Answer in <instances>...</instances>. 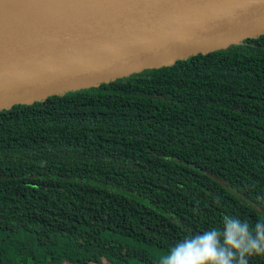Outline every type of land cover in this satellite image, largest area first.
I'll use <instances>...</instances> for the list:
<instances>
[{
	"label": "trees",
	"instance_id": "16d2710c",
	"mask_svg": "<svg viewBox=\"0 0 264 264\" xmlns=\"http://www.w3.org/2000/svg\"><path fill=\"white\" fill-rule=\"evenodd\" d=\"M225 215L264 219V35L0 111V264H157Z\"/></svg>",
	"mask_w": 264,
	"mask_h": 264
},
{
	"label": "water",
	"instance_id": "95a60500",
	"mask_svg": "<svg viewBox=\"0 0 264 264\" xmlns=\"http://www.w3.org/2000/svg\"><path fill=\"white\" fill-rule=\"evenodd\" d=\"M261 35L264 0H53L0 30V111Z\"/></svg>",
	"mask_w": 264,
	"mask_h": 264
},
{
	"label": "clouds",
	"instance_id": "9594fccd",
	"mask_svg": "<svg viewBox=\"0 0 264 264\" xmlns=\"http://www.w3.org/2000/svg\"><path fill=\"white\" fill-rule=\"evenodd\" d=\"M253 256H264V219L251 226L225 215L218 227L185 236L157 264H248Z\"/></svg>",
	"mask_w": 264,
	"mask_h": 264
},
{
	"label": "bare ground",
	"instance_id": "6f19581e",
	"mask_svg": "<svg viewBox=\"0 0 264 264\" xmlns=\"http://www.w3.org/2000/svg\"><path fill=\"white\" fill-rule=\"evenodd\" d=\"M53 0H0V30L37 20Z\"/></svg>",
	"mask_w": 264,
	"mask_h": 264
},
{
	"label": "rangeland",
	"instance_id": "374dc122",
	"mask_svg": "<svg viewBox=\"0 0 264 264\" xmlns=\"http://www.w3.org/2000/svg\"><path fill=\"white\" fill-rule=\"evenodd\" d=\"M89 264H93V263H89Z\"/></svg>",
	"mask_w": 264,
	"mask_h": 264
}]
</instances>
